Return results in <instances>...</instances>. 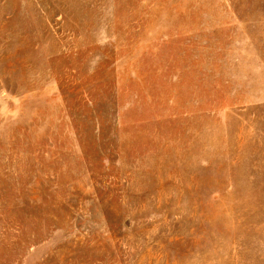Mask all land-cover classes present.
<instances>
[{
    "label": "rangeland",
    "instance_id": "obj_1",
    "mask_svg": "<svg viewBox=\"0 0 264 264\" xmlns=\"http://www.w3.org/2000/svg\"><path fill=\"white\" fill-rule=\"evenodd\" d=\"M0 264H264V0H0Z\"/></svg>",
    "mask_w": 264,
    "mask_h": 264
}]
</instances>
